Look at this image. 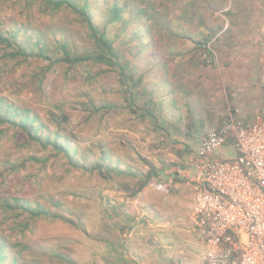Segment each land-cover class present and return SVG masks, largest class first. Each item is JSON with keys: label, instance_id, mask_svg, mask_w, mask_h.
Returning a JSON list of instances; mask_svg holds the SVG:
<instances>
[{"label": "rangeland", "instance_id": "obj_1", "mask_svg": "<svg viewBox=\"0 0 264 264\" xmlns=\"http://www.w3.org/2000/svg\"><path fill=\"white\" fill-rule=\"evenodd\" d=\"M40 5L0 0V33H15L29 56L7 58L3 54L12 48L0 44V113L33 124L41 143L57 133V145L87 167L73 166L51 145L30 141L20 127L0 120V243L18 256L24 244L53 249L52 264H204L214 249L192 219L191 160L206 138L210 90L203 77L192 88L187 75L189 89L171 90L157 73L161 63L176 64L179 49L190 47L181 37L182 23L175 25V38L160 27L136 32L131 23L108 25L98 16L127 72L141 76L127 91L116 66L59 62L62 45L81 56L96 54L98 46L81 18ZM109 5L99 13L109 12ZM183 5L177 0L171 11L177 14ZM203 70L210 77V68ZM102 158L103 173L108 166L118 171L111 178L92 171ZM149 168L157 176L136 192L137 177ZM4 201L19 209L6 211ZM21 207L48 210L63 222L46 215L30 219Z\"/></svg>", "mask_w": 264, "mask_h": 264}, {"label": "built area", "instance_id": "obj_2", "mask_svg": "<svg viewBox=\"0 0 264 264\" xmlns=\"http://www.w3.org/2000/svg\"><path fill=\"white\" fill-rule=\"evenodd\" d=\"M228 139L233 158L219 155ZM191 168L192 219L214 249L204 264H264V111L247 127L224 118L200 142Z\"/></svg>", "mask_w": 264, "mask_h": 264}, {"label": "crops", "instance_id": "obj_3", "mask_svg": "<svg viewBox=\"0 0 264 264\" xmlns=\"http://www.w3.org/2000/svg\"><path fill=\"white\" fill-rule=\"evenodd\" d=\"M225 1L222 10L211 14L202 9L196 14V18L202 21L193 28L191 38L186 39L191 42L190 47L179 49L180 52L175 55L178 58L176 64L173 60L161 63L162 67L157 71L161 73V84L164 86L166 81L171 90L189 89L185 88L186 75L192 88L199 85L201 77L204 78V86L210 90L209 121L202 129L205 137L218 128L223 118H232L247 127L264 111L261 78L264 71V0ZM189 32L186 30L183 33L186 35ZM207 34H210L211 40L206 47L209 52H204L197 43L202 42ZM205 54L209 60H202ZM209 68L210 77H207L208 70L203 69ZM174 75L178 81L169 79ZM149 83L153 85L152 81ZM230 152L231 156H224ZM219 155L235 157L234 141L228 139Z\"/></svg>", "mask_w": 264, "mask_h": 264}, {"label": "trees", "instance_id": "obj_4", "mask_svg": "<svg viewBox=\"0 0 264 264\" xmlns=\"http://www.w3.org/2000/svg\"><path fill=\"white\" fill-rule=\"evenodd\" d=\"M26 2H35L38 1L44 8H48L49 11H70L77 17L81 18V20L85 23L87 30L89 31L94 44L98 46L96 54L93 55H71L65 45L61 46L62 49V57L58 59L59 62L68 65H75L78 63H82L86 60H94L99 63L108 64L111 66H116L119 68V78L120 82H122L125 89L130 86L135 88L141 81V78H134L133 73H128L127 68L120 61L122 58L120 54L117 52L115 47L112 45L110 40L107 37V27L100 26L97 23L98 16H102L103 18H107L108 25H111L115 22L122 21L123 24H133L136 26L135 31L141 32L147 30L150 33V28L157 31V28H163L166 34L174 36L176 38V30L175 27L177 21L182 23L180 28L182 31H190L188 34L181 36L184 39L191 38V32L194 27L197 26V23L202 21L196 18V14L202 11V9L207 10L208 13H215L218 10H222L225 0H180L183 2L182 8L178 11L177 14L171 11V6L177 4V0H24ZM120 3V5L118 4ZM109 3V12L105 11L104 13H99L104 7L105 4ZM171 3V4H170ZM40 5V6H41ZM175 10V9H174ZM222 13V12H221ZM220 13V14H221ZM99 14V15H98ZM186 25L187 27H185ZM200 25V23H199ZM213 38V36H212ZM211 36L207 34L202 38V42H198L199 47L205 52L207 43L210 42ZM0 44H4L7 48H12V52L15 53H4L3 55L7 58H16L23 56L24 59L29 58L23 49L22 45L17 42L15 38V33L11 35H3L0 33ZM206 52H209L208 50ZM31 54H33L31 52ZM20 55V56H17ZM207 57V56H206ZM207 60V59H206ZM52 63V62H50ZM126 83H129L126 84ZM128 91V89H127ZM29 114V111H28ZM14 115V114H13ZM4 116L0 113V120L2 123H9V125H17L20 127L24 133L27 135L28 140L34 141L38 144H41L44 147H48V145L52 146V149L56 152L62 153L67 156L68 161L74 166L80 167L82 169H86V164L78 163L77 159L74 157V153H69L68 148H64L63 145H57V137L59 136L57 133H52L53 138L47 139L45 142H40V136L38 133V129L33 125L26 123L24 119H20V123L13 122L6 118L3 119ZM14 118V117H13ZM30 118L37 119L35 114H30ZM51 132V131H50ZM105 160L102 158L99 164L93 165L92 171L96 170L100 173H103L102 169L105 167ZM104 172L101 176L105 178H111V174L117 173V169L109 168L104 169ZM156 171L153 168H149L146 174L140 175L139 178L141 182L137 185L136 192H140L149 182L150 179L156 177ZM138 194V193H137ZM5 210H18L19 207L11 206L8 201H4L3 204ZM21 212H26L29 214L30 219H36L41 217L42 215H46L47 217L55 218L63 220L60 217H56L55 214H50L48 210H43L41 208H36L35 210L20 208ZM11 249L14 247H9L8 244L3 241L0 243V264H52L53 257V249L47 247H40L39 245L30 247L29 245H21V248L17 249L20 252V256L15 255ZM22 249H27L25 252L26 256L23 255ZM15 252V253H16ZM63 259H59L58 263H62Z\"/></svg>", "mask_w": 264, "mask_h": 264}]
</instances>
